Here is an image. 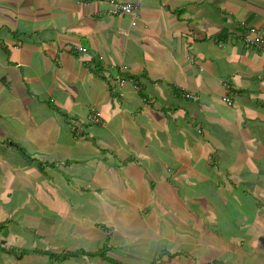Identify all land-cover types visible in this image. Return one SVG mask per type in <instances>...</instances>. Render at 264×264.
<instances>
[{
  "label": "crops",
  "instance_id": "1",
  "mask_svg": "<svg viewBox=\"0 0 264 264\" xmlns=\"http://www.w3.org/2000/svg\"><path fill=\"white\" fill-rule=\"evenodd\" d=\"M263 43L264 0H0V264H264Z\"/></svg>",
  "mask_w": 264,
  "mask_h": 264
},
{
  "label": "built area",
  "instance_id": "2",
  "mask_svg": "<svg viewBox=\"0 0 264 264\" xmlns=\"http://www.w3.org/2000/svg\"><path fill=\"white\" fill-rule=\"evenodd\" d=\"M109 11L111 13L117 14V15H119V14L129 15L132 19L133 25L136 24V21L139 18L138 6L135 4H131V3H126V2L114 3L113 7ZM262 47L264 48V43H263ZM128 82L132 85V88L134 90H138V86L133 83L132 78L126 77V76L120 75V74L115 75L112 87H113V89L120 91L123 88V86ZM224 84H225V87L227 89H229V85H226V83H224ZM188 96L190 97L191 95L188 94ZM223 100L227 104H232V101L229 97H224ZM99 116H100V113L98 111L92 110L90 115H89V120H88L89 123L95 124V123L99 122Z\"/></svg>",
  "mask_w": 264,
  "mask_h": 264
},
{
  "label": "trees",
  "instance_id": "3",
  "mask_svg": "<svg viewBox=\"0 0 264 264\" xmlns=\"http://www.w3.org/2000/svg\"><path fill=\"white\" fill-rule=\"evenodd\" d=\"M122 69H123L122 67H119V68L116 70V74L125 75L126 77H130V78H132L133 83H134L135 85L138 86V90H139V89H140V85H139L138 81L136 80V78H135L133 75L130 76V74H126L125 71L122 70ZM112 84H113V83H112ZM112 91H116V90L113 89V87H112ZM99 121H100V120H99ZM97 123H98V122H97ZM97 123H95V124H97Z\"/></svg>",
  "mask_w": 264,
  "mask_h": 264
}]
</instances>
